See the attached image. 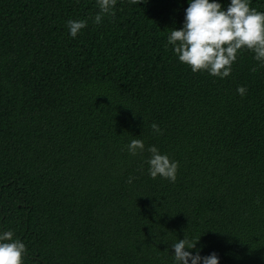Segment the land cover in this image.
<instances>
[{
    "label": "trees",
    "instance_id": "obj_1",
    "mask_svg": "<svg viewBox=\"0 0 264 264\" xmlns=\"http://www.w3.org/2000/svg\"><path fill=\"white\" fill-rule=\"evenodd\" d=\"M186 7L116 0L96 24V0H0V230L24 264H173L184 237L264 264V66L242 49L223 79L192 72L167 44ZM149 145L174 183L147 174Z\"/></svg>",
    "mask_w": 264,
    "mask_h": 264
},
{
    "label": "clouds",
    "instance_id": "obj_2",
    "mask_svg": "<svg viewBox=\"0 0 264 264\" xmlns=\"http://www.w3.org/2000/svg\"><path fill=\"white\" fill-rule=\"evenodd\" d=\"M115 2L96 0L99 11L93 22L99 24L103 15H110ZM86 25L83 19L67 20L68 35L75 38ZM167 44L172 46L178 61L194 73L206 71L214 77H227L242 49L249 50L253 59L264 66V11L250 7V0H228L226 7L220 0H187L182 26L169 31ZM236 92L243 96L246 88L238 86ZM151 128L156 134L162 131L155 123ZM126 147L131 155L145 150L141 139L131 140ZM147 152L150 153L146 159L147 174L174 183L178 161L170 159L155 145H149ZM132 179L129 177V182ZM196 241L186 237L176 239L171 245L173 264H219L214 252L201 256ZM25 254V243L12 230H0V264H24Z\"/></svg>",
    "mask_w": 264,
    "mask_h": 264
}]
</instances>
